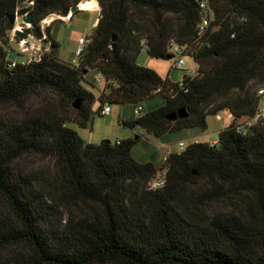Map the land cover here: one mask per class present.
Segmentation results:
<instances>
[{
  "label": "trees",
  "instance_id": "16d2710c",
  "mask_svg": "<svg viewBox=\"0 0 264 264\" xmlns=\"http://www.w3.org/2000/svg\"><path fill=\"white\" fill-rule=\"evenodd\" d=\"M82 1L0 0V104L47 90L75 111L70 118L41 107L0 121V194L15 214L0 217V249L27 243L34 264H264V120L241 122L260 104L264 0H100L85 52L67 62L41 22L51 14L68 18ZM32 12L26 32L48 49L37 61L11 59V16ZM173 43L195 61L196 74L173 82L138 64L144 46L151 57L174 58ZM93 71L106 81L98 96L87 80ZM155 96L161 105L122 124L163 138L205 131L209 115L229 111L232 120L217 143L194 141L170 152L161 166L165 185L152 189L159 165L134 157V137L88 143L69 123L88 127L106 104L143 105ZM182 108L187 117L169 118ZM29 153L54 159L62 185L18 170L15 161ZM241 186L257 195L249 211L205 209L222 188ZM70 198L96 203L101 212L65 218Z\"/></svg>",
  "mask_w": 264,
  "mask_h": 264
},
{
  "label": "rangeland",
  "instance_id": "374dc122",
  "mask_svg": "<svg viewBox=\"0 0 264 264\" xmlns=\"http://www.w3.org/2000/svg\"><path fill=\"white\" fill-rule=\"evenodd\" d=\"M86 1L89 0H83L78 4L84 9L80 7L81 10L73 13L72 18L68 19L66 16L53 14L50 18L51 23L44 25V28L50 26L53 36L56 35V37L59 38L61 46L58 55L64 61L73 62L76 60L77 56L75 52L80 37L85 36L89 38L90 34L93 32L95 21L100 17V0L93 3V6H98L99 9H87L91 7L83 5ZM18 23L27 28L30 26V24L24 22L23 17L16 18L15 24L17 25ZM34 42L36 41L33 39L29 41V43ZM11 45L16 50V53H10L11 59L28 61L34 54V51L32 50H22V42L18 39L12 40ZM42 46L44 49H48L43 43ZM176 59L178 58L162 59L151 57L147 48L144 46L138 56L137 62L140 65L155 69L164 78L170 76V79L180 81L186 75V71L194 69L196 63L191 57L186 55V64L181 68H177L174 66ZM96 73L97 72L93 71L87 75V80L90 83L96 84ZM255 84L258 85L259 83ZM260 84H262V82ZM104 86L105 83L101 82L96 87L90 88L98 96L102 93ZM261 87H264V82L262 86L260 85V88ZM154 102L162 103L163 97L155 96L154 98L144 100L143 105L145 109L148 110L154 107ZM98 105L99 102L97 101L94 110L97 109ZM41 107L56 108L70 118H74L75 116L74 109L68 106L64 100L60 99L50 91L40 90L19 101L1 103L0 121L13 122L20 120L24 116ZM111 107L112 111L109 114L95 112L93 114V121L88 127H81L74 122H70L69 126L76 129L82 138L88 143L99 144L105 139L114 143L121 138L134 137L138 141L132 151L134 157L142 162L154 159L158 163L159 170L155 174V178H158L163 173L161 166L164 162V158L170 151L180 152L186 147V145L194 142L196 139L203 142H211L218 139L220 131L223 129L224 125V121L218 118L220 114L209 115L207 117L208 128L205 131L199 129L185 130L169 134L163 138H157L152 134H148L142 126L131 128L122 124V120L138 118L145 111L140 115L134 114V106L132 104L112 103ZM246 121V119H243L241 122ZM167 139H169L170 142L166 145H162L161 143H163L164 140L167 141ZM181 142H184L185 146H181ZM14 165L18 170L36 173V175L42 178L44 182L54 184L55 187L62 185L59 182L55 160L50 157L29 153L17 159ZM256 196L257 195L254 193L243 189L242 186L236 189H227V187H224L221 189V193L212 195V198L206 201L205 209L210 213L230 211L241 214L249 211L255 206ZM63 211L65 218H74L75 216L82 217L100 213L101 207L93 202L70 198L65 201ZM0 217H7L15 220V214L2 194H0ZM0 264H34L30 246L27 243H13L0 249Z\"/></svg>",
  "mask_w": 264,
  "mask_h": 264
},
{
  "label": "built area",
  "instance_id": "2783aa9c",
  "mask_svg": "<svg viewBox=\"0 0 264 264\" xmlns=\"http://www.w3.org/2000/svg\"><path fill=\"white\" fill-rule=\"evenodd\" d=\"M53 14L47 16L45 19L42 20L41 24L42 27L44 28V25H46L47 23H51L50 22V18ZM17 17H23V15H17ZM65 18V17H63ZM28 24V23H27ZM209 24V20L205 19L204 20V25L207 26ZM32 25H30L29 27H31ZM28 27V28H29ZM23 30L26 32L27 27L24 25H21L20 23H18L17 25L15 24L14 29L11 32V41L14 39H18L22 42L21 48L22 50H32L34 51V54L32 55V57L30 58V60L28 61H21V62H31V61H37L40 60L41 57L44 54V51L46 49L43 48L42 43L43 41L41 39L36 38L33 34H29V36L27 38H20L17 35V30ZM33 39L36 42L34 43H29V41ZM89 43V38L88 37H82L79 40V43L76 47V62L78 61V59L83 55V53L85 52V48L87 46V44ZM184 50L185 48L177 43H173V45L171 46V51L175 54V57H177L178 59H176L174 66L177 68H181L182 66H184L186 64V60H185V55H184ZM17 64V61L15 60L13 62V65L15 66ZM186 73L190 74V75H194L196 74V68L195 69H189L188 71H186ZM101 82H104L106 84L105 78L102 75V73L97 72L95 74V83L97 85H99ZM258 96L260 98V104L258 107V111L255 115L254 118L252 119H247V123L248 124H252L254 122H258L260 120H264V87H261L258 91ZM112 111V107L111 104H106L102 110V114H109ZM144 111V107L143 105H136L134 106V113L136 115H140L142 112ZM211 143L215 144L217 143V141H212ZM181 146H185L184 142H181ZM166 179L165 177L161 174V176H159L158 178L153 179L150 182V188L152 189H157V188H161L165 185Z\"/></svg>",
  "mask_w": 264,
  "mask_h": 264
},
{
  "label": "water",
  "instance_id": "95a60500",
  "mask_svg": "<svg viewBox=\"0 0 264 264\" xmlns=\"http://www.w3.org/2000/svg\"><path fill=\"white\" fill-rule=\"evenodd\" d=\"M77 10H81V8H80V6H79L78 4L75 5V6H73V7L71 8V13L73 14V13H74L75 11H77ZM36 15H37L36 12H32V13L26 15V16H23V20H24V22H26V23L32 25V24H33V21H34V19H35V17H36ZM16 18H17L16 15L11 16V23H12L13 25L15 24V20H16ZM17 35H18L20 38H27V37L29 36V34H28L27 32H25V31H23V30H20V29L17 30ZM115 39H116V38H115ZM115 39H114V40H115ZM167 58H168V59H169V58H172V56H171V55H168ZM184 77H185V76H184ZM76 106L78 107L79 105L76 104ZM188 115H189V114H188L187 110H186L185 108H182V109H180L177 113H173L172 115H170L169 118H171V119H176L178 116L184 118V117H187Z\"/></svg>",
  "mask_w": 264,
  "mask_h": 264
},
{
  "label": "crops",
  "instance_id": "0c3cea01",
  "mask_svg": "<svg viewBox=\"0 0 264 264\" xmlns=\"http://www.w3.org/2000/svg\"><path fill=\"white\" fill-rule=\"evenodd\" d=\"M96 1V0H95ZM82 8V7H81ZM93 8H96V9H99L98 8V6H91V8H87V9H93ZM82 9H84V8H82ZM72 14V13H71ZM69 15L68 16V19H70V18H72V15ZM98 20L99 19H97L96 21H95V23H94V27L97 25V23H98ZM60 21H62V20H60ZM63 22V21H62ZM55 38H56V40L57 41H59L60 42V40H59V38L58 37H56V35L54 36ZM82 37H85V36H81L80 38H82ZM79 43V42H78ZM78 45V44H77ZM196 68V66L194 67V69ZM170 77V76H169ZM172 80V79H171ZM173 82H178V81H174V80H172ZM163 103V102H162ZM162 103H160V102H154V107H156V106H159V105H161ZM143 107H144V105H143ZM153 108V107H152ZM144 110H146L145 109V107H144ZM135 114V113H134ZM218 118L219 119H221L222 121H224V125H223V127L225 126V125H227L228 123H230L231 122V116H230V112L229 111H225V112H223V113H221L220 114V116H218ZM191 130H197V129H191ZM188 131V130H187ZM218 139H215V140H213V141H217ZM195 141H200V140H198V139H196ZM168 142H170L169 141V139H167V141H165L164 140V142L163 143H161L162 145H166V144H168ZM212 142V141H211ZM160 144V145H161ZM158 146H159V144H158ZM158 146H156V147H158ZM156 152H158L157 150H155ZM170 152H172V151H170ZM169 152V153H170ZM166 158V157H165ZM165 158H164V160H165Z\"/></svg>",
  "mask_w": 264,
  "mask_h": 264
},
{
  "label": "bare ground",
  "instance_id": "6f19581e",
  "mask_svg": "<svg viewBox=\"0 0 264 264\" xmlns=\"http://www.w3.org/2000/svg\"><path fill=\"white\" fill-rule=\"evenodd\" d=\"M96 1H97V0H96ZM93 3H95V0H89V1L84 2L83 5H84V6H87V7H91V6L94 5ZM79 6H80V5H79ZM80 7H81V6H80Z\"/></svg>",
  "mask_w": 264,
  "mask_h": 264
}]
</instances>
